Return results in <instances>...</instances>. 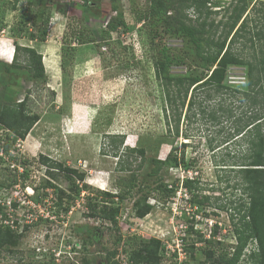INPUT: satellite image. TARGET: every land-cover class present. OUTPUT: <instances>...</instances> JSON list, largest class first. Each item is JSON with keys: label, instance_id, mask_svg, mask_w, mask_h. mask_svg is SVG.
<instances>
[{"label": "rangeland", "instance_id": "374dc122", "mask_svg": "<svg viewBox=\"0 0 264 264\" xmlns=\"http://www.w3.org/2000/svg\"><path fill=\"white\" fill-rule=\"evenodd\" d=\"M213 1L218 3L212 8L218 11L212 15L217 22L227 16L225 11L232 1ZM245 1V14L252 20V27L261 28L264 0ZM112 6L118 11L112 10ZM143 6V0H94L88 5L78 0H0V102L15 105L25 97L27 113L38 117L24 140H15L0 127V190L10 182L5 195L23 194L25 202L30 200L36 206L43 199L48 214L45 220L35 221L31 228L18 234L15 245L6 249L14 252L3 251L0 264H79L80 258L92 264H126L127 255L150 239L161 243V264H204L207 249L214 251L215 259L230 252L234 238L228 212L190 204L180 186L166 204H160L151 188L159 181L173 186L183 178L198 177L201 187L207 189L203 195L218 198L212 202L225 207H229L230 201L237 202L239 193L231 186L237 180L235 174L229 172L232 170L217 169L215 161L225 159L232 163L245 153L246 135L236 137L235 129L243 125L237 119L246 108L237 103L230 105L233 117L212 120L208 112L217 108V100L221 99L218 97L207 102L209 110L204 114L191 116L187 121L182 117L177 138L166 135L152 55L158 52L168 55L173 62L169 69L173 76H200L203 69L186 39L161 33V21L150 19L160 35L149 45L145 25L137 21V16L147 8ZM45 7L51 9L49 23L44 22ZM64 7L67 11L62 15L59 11ZM117 14L122 15L126 27L119 26L104 43L99 30ZM73 19L82 21L88 31L84 35L95 42L68 51L64 39ZM42 22L47 30L44 42L37 38L40 34L37 28ZM13 41L41 54L45 68L42 78L31 79L24 69L5 71L1 67L11 60ZM110 44L117 49L110 50L109 47H115ZM237 47L244 55L253 51L250 44L240 43ZM26 59L23 52L18 53V63L23 64ZM245 77V67L230 66L224 83L242 88ZM248 115L243 113V119ZM107 134H124L120 152L127 147L145 149L146 160L141 170H136L139 158H129L128 162L137 183L152 191L148 204L153 208L143 219L135 218L132 209V203L143 192L134 188L124 201L113 200V205L119 207L116 226L85 217L87 200H100L96 198L97 191L115 193L117 179L130 177L118 171ZM181 150L185 163L193 160L188 167L192 170L165 168L158 178L149 175V159H164L168 153L178 154ZM41 156L82 173L84 180L77 182L78 192L70 189L73 183L69 176L60 169L48 168L41 162ZM22 159L26 163L20 177L18 171L16 176H9L12 168L2 167L19 165ZM27 187L30 190L26 192ZM59 190L69 197L63 198L61 205ZM30 212L35 218L37 213ZM210 228H216L214 240L207 236ZM197 233L204 240L197 242ZM253 247L254 244L248 245L241 264ZM38 249L45 250L39 263L33 259ZM51 257L53 263L48 262Z\"/></svg>", "mask_w": 264, "mask_h": 264}, {"label": "trees", "instance_id": "16d2710c", "mask_svg": "<svg viewBox=\"0 0 264 264\" xmlns=\"http://www.w3.org/2000/svg\"><path fill=\"white\" fill-rule=\"evenodd\" d=\"M78 1L85 5L94 2V0ZM112 1L120 2V0ZM143 1L147 8L144 9V13L137 16V21H141L145 25L144 29L150 38L147 41L149 45L155 37L160 35V31L155 28L152 21H161L163 24L161 33L178 35L186 39L191 44L194 55L203 69L200 76H173L169 73L173 64L170 57L159 52L152 55L151 66L161 102L165 134L177 138L181 118L184 117V121H187L191 119V116L204 114L209 110L207 102L214 101L218 97L221 99L217 100V108L208 112L212 120L218 121L220 117L225 119L233 117L230 105L236 103L238 106L246 108L244 114H249L245 119H243V113L240 115L237 121H243V125L235 129L236 137L243 138L246 135L247 139H243L246 142L245 153L232 163H227L228 160L225 159L220 162L215 161L217 169L223 170L222 172L232 170L229 172L235 174L237 180L231 186L239 193V197L237 202L230 201L229 207L216 204V202H212V199L216 201L218 198L214 199L210 195H203L207 189L201 187L198 177L184 178L181 182L178 180L173 184L174 187L159 181L160 183L158 182L153 189L151 188L155 192L152 194V191L144 190L145 184L137 183L134 170L131 169V164L128 162L129 158H133V160L139 158L140 163L136 170H141L146 160L145 149L127 147L120 152V146L125 140L124 134H107L106 138L110 139L111 147L113 145L111 155L117 159L118 171L126 172L130 177L123 176L117 179L115 193L97 191L96 198L100 197V200L93 202L87 200L85 217L101 219L116 226L119 207H115L112 201H124L136 188V192L144 194L132 203L133 214L135 218L143 219L150 214L153 208L148 204L149 195L152 194L156 197L160 204H166L176 188L180 186L188 196L190 204L228 212L234 238V244L230 246V252L227 254L229 257L221 254L215 259L214 251L207 249L204 253L206 260L204 264H241V258L249 244H254V247L251 248L244 264H264V20L261 28L252 27V20L248 19V13L245 14L247 10L245 0H238L236 3L231 0L232 2L225 11L227 16L217 22L212 15H217L218 11H213L212 8H216L215 5L218 3L213 0ZM111 8L118 11L115 6ZM65 9L66 7L60 8L59 12L64 15L67 11ZM50 10L45 7L42 11L45 13L44 22L46 23H49L50 20ZM253 21L255 22V20ZM44 22L37 28V32L40 31L37 36L40 42L46 40L47 30L44 29L46 27ZM105 26L104 29L99 30V38L104 43L110 38V33L117 30L119 26L126 27L121 14L110 18ZM68 28L70 29L64 39L68 51H75V48L95 42L92 37L84 35L88 31L81 20L73 19ZM33 37L34 35H32ZM240 43H243V46L250 44V48L253 49L252 53L244 55L239 51L237 45ZM72 44L75 46L72 47ZM13 47L12 60L1 66L5 71L24 69L31 79H40L45 75L41 54L33 48L20 46L14 41ZM115 48L116 46L109 47L110 50H115ZM149 49L152 50L151 47ZM19 52H23L27 57L23 64L17 62ZM124 63L128 64L127 61ZM230 66L245 67L246 77L242 88L230 87L224 83L227 69ZM126 69L127 67L124 70ZM37 121L36 114L27 113L25 97L15 105L0 102V127L10 132L15 140H24ZM182 144L183 147H186L185 143ZM184 161L183 150L178 154L170 152L164 159L152 157L149 159L151 165L149 175L158 178L165 168L184 167L186 171L192 170L189 169V166L193 160L186 163ZM41 162L48 168L60 169L66 176H69L73 183L70 189L73 193L78 192L77 182L84 180L82 173H78L75 169L65 168L62 164L53 162L45 156H41ZM9 184L11 183L8 182L7 185ZM46 184L52 186L50 182ZM84 188L89 189L90 187L84 186ZM59 194V205H61L62 199L66 198L67 200L69 197L60 190ZM216 235V228H210L208 234L209 238L211 237L210 240H214ZM197 236V242L204 240L201 233H197ZM18 238L19 236L14 231L0 228V255L8 247L14 246ZM160 251V241L150 239L148 242H142L137 250H132L127 255L126 264H161ZM6 252L12 254L14 251L10 249ZM48 262L53 263L54 258L51 257ZM78 263L92 264L85 258H80Z\"/></svg>", "mask_w": 264, "mask_h": 264}, {"label": "built area", "instance_id": "2783aa9c", "mask_svg": "<svg viewBox=\"0 0 264 264\" xmlns=\"http://www.w3.org/2000/svg\"><path fill=\"white\" fill-rule=\"evenodd\" d=\"M21 161L18 162L19 165H17L16 163H14V165L5 164L2 165V167L12 168L11 174L9 176H16V171H18L19 175L17 177H20L24 173L22 168L23 164L25 163V159H22ZM5 188H2L0 190V228L10 229L18 235L28 228H31L35 221L38 222L40 220H45L48 217L43 199L42 201H40V204H37L36 206L33 205L30 200L25 202L26 197L23 194H20V196L15 195L13 197L5 195L4 190L6 192L7 186ZM28 190L30 189L27 187L26 192ZM6 194L8 193L6 192ZM26 204L29 205L27 206ZM30 210L37 213V215H35V218L32 217L33 215ZM37 252L34 258L36 260H39V258H41V255L43 256L45 250L38 249Z\"/></svg>", "mask_w": 264, "mask_h": 264}, {"label": "clouds", "instance_id": "9594fccd", "mask_svg": "<svg viewBox=\"0 0 264 264\" xmlns=\"http://www.w3.org/2000/svg\"><path fill=\"white\" fill-rule=\"evenodd\" d=\"M12 46H13V43H12ZM13 54H14V47H13ZM13 54H12V57H13ZM12 57H11V60H12ZM11 60H10V61H11ZM10 61H9V62H10ZM9 62H8V63H9ZM9 133H10V132H9ZM17 140H20V139H17ZM25 163H26V161H25ZM10 170H11V169H10ZM183 179H184V178H183ZM183 179H181V181H182ZM43 256H44V255H43ZM33 259H34V257H33ZM35 260H36V259H35ZM40 260H41V259L36 260L35 262H38V263H39Z\"/></svg>", "mask_w": 264, "mask_h": 264}, {"label": "bare ground", "instance_id": "6f19581e", "mask_svg": "<svg viewBox=\"0 0 264 264\" xmlns=\"http://www.w3.org/2000/svg\"><path fill=\"white\" fill-rule=\"evenodd\" d=\"M31 193V192H30Z\"/></svg>", "mask_w": 264, "mask_h": 264}]
</instances>
